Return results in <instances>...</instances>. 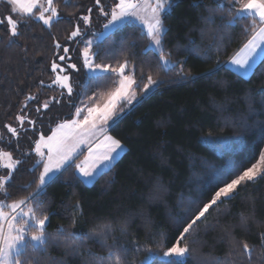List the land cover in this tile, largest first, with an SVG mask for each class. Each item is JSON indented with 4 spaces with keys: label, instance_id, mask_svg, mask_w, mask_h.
Listing matches in <instances>:
<instances>
[{
    "label": "trees",
    "instance_id": "obj_1",
    "mask_svg": "<svg viewBox=\"0 0 264 264\" xmlns=\"http://www.w3.org/2000/svg\"><path fill=\"white\" fill-rule=\"evenodd\" d=\"M102 3L111 5L112 0ZM217 3L218 0H179L164 16L168 27L166 51L172 53L174 61L186 60L185 71L199 78L181 82L174 71L165 75L157 66V55L144 53L148 40L141 37L138 26H126L100 45L97 61L116 63L127 58L132 62L134 77L140 84L136 88L139 96H143L141 89L148 74L164 83L143 96L111 128L113 136L125 145L111 171L100 172L91 184H86L79 177L73 178L74 171L69 169L47 186L40 197L49 214L47 232L57 233L61 227L75 225L72 232L83 237L98 221H111L115 231L108 243L115 239L128 248L125 264H137L149 254L158 264H164L165 258L155 253L162 250L158 245L170 247L179 238L172 220L183 211L179 207L181 198L188 200L203 193L202 200L206 202L215 191L207 184L213 171L237 164L243 170L257 161L264 151V134L260 130L264 122V56L248 76L228 65H222L214 75H200L210 73L217 59L228 60L246 40L240 26L222 34V39L202 36L201 15ZM54 4L60 19L53 21L51 28L29 16L21 21L17 37H10L0 26V129L19 113L24 117L34 113L41 101L54 93L45 83L54 77L51 61L58 50L56 43H66L75 21L87 9L95 12L94 0H54ZM93 19L98 20L93 26L98 29L104 18L93 15ZM217 44L222 53L213 54L207 61L198 58L196 52L185 51L199 48L203 55L209 47L214 51ZM83 81L89 88L82 87L73 95L76 102L94 91L111 90L117 77L93 82L84 74L80 83ZM31 95L36 99L29 100ZM66 118L70 113L54 122ZM31 130L27 134L30 139ZM220 134L229 135L232 145L222 149L201 139L203 135ZM18 137L0 136V148L12 144V154L23 159V153L31 152L34 141L32 144ZM33 159L32 154L15 175L10 189L12 199L27 195L23 185L35 178L27 171ZM6 171L0 166V174ZM38 172L39 169L36 175ZM242 218H247L248 223L242 224ZM244 242L251 248L250 257L242 251ZM183 243L190 249L184 264H264V178L240 187L231 200L211 209L207 219ZM93 251L107 254L98 243L93 244ZM33 264L80 262L66 257L60 247L50 245L47 251L35 255Z\"/></svg>",
    "mask_w": 264,
    "mask_h": 264
},
{
    "label": "snow or ice",
    "instance_id": "obj_2",
    "mask_svg": "<svg viewBox=\"0 0 264 264\" xmlns=\"http://www.w3.org/2000/svg\"><path fill=\"white\" fill-rule=\"evenodd\" d=\"M178 2L179 0H113L111 5L106 6L102 0H94L95 12L93 8H89L86 14L77 18L78 23L67 39L82 45L76 50L77 58L81 62L79 67L77 63L71 62L69 47H63L59 61H64L65 66L60 68V64L54 62L52 71L55 72L60 68L65 74L58 75L54 83L66 89V95L70 99L74 91L71 83L72 74L84 69L85 76L91 78L93 82L116 76L118 86L108 93L103 103L98 102L99 97L95 93L86 99L81 98L79 104L73 103L74 115L70 114V118L57 123L55 128L50 129L51 134H40L38 139L34 140L31 152L23 153V159H14L12 152L0 149V166L7 170L4 174H0V196L3 197L0 199V264H33L36 254L47 251L52 245V233L47 232L49 214L45 210L47 207L45 202L40 199L47 186L60 179L73 167L76 170L73 178L79 177L86 181L93 178L97 172L111 171L113 162L124 152L125 146L119 139L109 135L108 130L118 125L143 96L164 83L163 80L154 79L148 74L147 82L143 83L141 89L143 96H138L135 88H140V84L134 77L131 61L125 58L123 62L117 61L115 64L96 62L100 57V45L105 39L126 26H138L141 37L148 40L144 53L153 52L157 55V66L165 75L174 71L181 82L199 78L185 71L183 66L187 63L186 60L174 61L171 59L172 53L166 51L168 27L164 16L169 14ZM8 3L14 6L13 12L26 13L29 17L42 21V24L49 28L52 27L53 21L60 19V12L54 0H43V2L8 0ZM206 12L207 14L201 15L204 25L201 30L202 36L211 35L222 39V34L230 33L236 26H240V34L246 37V40L235 55L226 61L217 59L210 73L200 75H214L222 65L229 64L240 75H247L257 56L264 54V0H218L216 7H208ZM93 15L104 18L99 32L93 28ZM217 19L220 21L219 24ZM0 26L4 27L10 37L20 35V22L11 15L6 19H0ZM88 36L91 38H86ZM123 43L125 42H122V45ZM191 43L194 44V41ZM56 48L61 49V45L56 43ZM121 50L123 51L122 46ZM185 51L196 52L198 58L207 61L213 54L219 56L223 49L217 44L214 51L209 47L204 50L203 55L199 48L189 47L185 48ZM143 75L141 72L142 77ZM84 88L87 90L89 85H84ZM61 95L63 96L64 93ZM28 99L36 98L29 96ZM55 102L60 103L59 100ZM43 108L48 109L49 104L45 103ZM37 111L39 112L40 109ZM16 119L23 126L26 118L17 116ZM28 123L32 125L34 122L28 121ZM5 127L13 137L19 135L16 127L11 125ZM260 130L264 134V122L260 123ZM85 151L87 155L77 163L76 161ZM32 154L36 159L27 171L35 178L23 185L27 195L12 199L10 189L14 185L15 175L20 167L32 158ZM241 168L242 166L237 164L227 169L213 171L208 176L207 184L209 189L214 188L215 191L206 202L202 200L203 193L194 195L188 200L181 198L179 207L183 211L172 220L179 231V238L170 247L164 248L158 245V249L162 250L155 253L165 258L164 264H184V258L189 255L190 249L183 241L198 228L199 223L207 219L210 210L231 200L240 187L258 178H264V151L251 167L243 170ZM229 177L234 178L229 179ZM241 223L247 224V218H242ZM64 231L63 227L58 230L61 234ZM105 247L107 254L100 257L101 264H125V257L128 254L125 245H120L113 239V242L106 243ZM241 247L243 253L250 257L249 244L244 242ZM135 250L139 251V248ZM141 264H158V262L151 256H146Z\"/></svg>",
    "mask_w": 264,
    "mask_h": 264
},
{
    "label": "rangeland",
    "instance_id": "obj_3",
    "mask_svg": "<svg viewBox=\"0 0 264 264\" xmlns=\"http://www.w3.org/2000/svg\"><path fill=\"white\" fill-rule=\"evenodd\" d=\"M41 2H43V0H41ZM113 2V0H112ZM14 6L13 5H10L8 3V0H0V19H6L9 15L13 16L14 19H16L17 21H19L21 23V21L24 20V18L26 16H28V14L26 13H23V12H13L12 11V8ZM34 11H36L34 9ZM38 14V13H37ZM84 15V14H83ZM98 20H94L93 19V26L96 24ZM104 22V21H103ZM102 22V23H103ZM78 23V20L75 21V24H74V27L75 25ZM102 23L100 24V27L98 29H95L97 32L101 31V25ZM73 27V29H74ZM72 29V30H73ZM71 30V31H72ZM71 33V32H70ZM70 35V34H69ZM86 38H91L90 36L86 37ZM242 46V45H241ZM240 46V47H241ZM63 47H69L70 49V55L72 57L71 59V62L73 63H77L78 64V67H79V64H80V60H78L77 58V52L76 50L81 48L82 45H79L77 43H75L74 41H69L67 39L66 43L64 44H61V49H58L57 52H56V55L55 57L53 58V60L51 61V69H52V64L55 62V63H58L60 64V68H63L65 66V62L64 61H59V55H62L63 52H62V48ZM239 47V48H240ZM237 53V52H236ZM235 53V54H236ZM264 56V54H262L260 56V58H256V62L254 63L253 65V68L255 67V65L260 61V59ZM98 63H101L100 61H96ZM102 63H107V62H102ZM115 64V63H113ZM60 68H58L54 73V77L51 81L45 83L46 84V87H49V88H52L54 89V93H52L49 97H47L46 99H43L40 103V111H35L34 113H32L31 115H27L25 116V123L23 126L20 125L19 121L15 118L14 121L12 122H7L3 125V127L0 129V136H3V135H11V133H9L7 131V128L5 127V125H11L12 127H16L17 128V131L19 133V137H21V139H28V140H31V143L33 144V141L35 139H38L39 135L40 134H45V135H48V134H51L50 133V129L51 128H55L56 124L59 123V122H62V121H58V122H54V120H58L62 115L64 114H68L70 113L71 115H74V112H75V109L74 107L72 106L73 103L75 104H79V102H76L74 99H73V96L69 99L66 95V89H63L61 88L59 85L55 84L54 81L56 79V77L58 75H63L65 74L64 72H61ZM253 68L250 70L252 72ZM86 70L84 69H81L79 72H73L72 74V77H71V83L73 85V95H76L77 91L78 90H81L82 87H84L85 85V81H83L82 83H80V81L83 79L84 77V73H85ZM238 73V72H237ZM250 74V73H249ZM248 75V74H247ZM245 75V76H247ZM244 76V75H243ZM118 86V77H117V82L115 84V86L109 90V91H94L88 95H83L81 98H84L86 99L88 96H92L93 93H95L98 97H99V101L100 103H103L104 100L107 99V95L108 93L112 92L115 90V88ZM135 87V86H134ZM135 91L137 92L136 88H135ZM61 93H64V95L62 96ZM138 95V93H137ZM33 97H35L36 95H31ZM139 96V95H138ZM80 98V99H81ZM56 100H59L60 103H56L55 101ZM47 103L49 104V108L48 109H44L43 108V105ZM17 116H22V114H18ZM16 116V117H17ZM28 121H33L34 123L32 125H30L28 123ZM49 123L51 124L52 123V126L49 127ZM40 126V127H39ZM31 130V139L30 137L27 135L29 134V130ZM111 128L108 130V134L109 135H112V132L110 131ZM28 132V133H27ZM25 134V135H24ZM114 137V136H113ZM116 138V137H114ZM117 139V138H116ZM201 139L208 143V144H211L215 147H220V148H226L230 145H232V139L229 138V135H225V134H220V135H203L201 136ZM122 143V142H121ZM123 144V143H122ZM124 145V144H123ZM34 146V144H33ZM125 146V145H124ZM13 147L12 144H8L5 148L4 147H1L0 149L4 150V151H10L11 152V148ZM125 150V148H124ZM123 153V152H122ZM121 153V154H122ZM34 155V154H33ZM87 155V152L85 151L84 152V155L80 156L79 160H77L76 162L79 163L81 160L84 159V156ZM121 156V155H120ZM118 156L117 159L120 157ZM14 159H21V157L19 156H15L13 155ZM35 156H34V159H33V163L35 161ZM116 159V160H117ZM115 160V161H116ZM259 160V158L257 159V161ZM114 161V162H115ZM256 161V162H257ZM113 162V163H114ZM255 162V163H256ZM251 167V166H250ZM72 169L74 172L76 171L75 168H70ZM100 172H97L93 178H91L90 180H84L83 178H81L83 180V182H85L86 184H91L94 179L96 178V176L99 174ZM147 256H151L150 254L147 255ZM146 257V256H145ZM144 257V258H145ZM162 257V256H161ZM144 258H142L137 264H141V261L144 260Z\"/></svg>",
    "mask_w": 264,
    "mask_h": 264
},
{
    "label": "clouds",
    "instance_id": "obj_4",
    "mask_svg": "<svg viewBox=\"0 0 264 264\" xmlns=\"http://www.w3.org/2000/svg\"><path fill=\"white\" fill-rule=\"evenodd\" d=\"M74 226L69 225L62 234L52 233V245L60 247L66 257L78 259L80 264H101L102 255L93 251V244L98 243L102 251L107 252L105 244L111 239L115 225L111 221H98L79 238L72 232Z\"/></svg>",
    "mask_w": 264,
    "mask_h": 264
},
{
    "label": "crops",
    "instance_id": "obj_5",
    "mask_svg": "<svg viewBox=\"0 0 264 264\" xmlns=\"http://www.w3.org/2000/svg\"><path fill=\"white\" fill-rule=\"evenodd\" d=\"M240 48H241V47H240ZM240 48H238V49H237V50H236V51H235L230 57H232L233 55H235V53L238 52ZM260 56H261V55H258L257 57L260 58ZM230 57H229V58H230ZM256 61H257V60H256ZM228 66H229L231 69H233L234 71L237 72V70H236L233 66H231L230 64H229ZM252 68H253V66H252ZM252 68H251V69H252ZM251 69H249L248 75H249V73H251V71H250ZM248 75H247V76H248ZM244 76H245V75H244Z\"/></svg>",
    "mask_w": 264,
    "mask_h": 264
}]
</instances>
